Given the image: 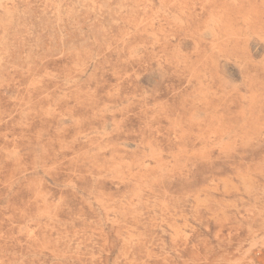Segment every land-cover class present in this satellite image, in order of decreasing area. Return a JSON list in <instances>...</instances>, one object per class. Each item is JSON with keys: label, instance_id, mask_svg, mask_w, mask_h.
<instances>
[{"label": "rangeland", "instance_id": "rangeland-1", "mask_svg": "<svg viewBox=\"0 0 264 264\" xmlns=\"http://www.w3.org/2000/svg\"><path fill=\"white\" fill-rule=\"evenodd\" d=\"M0 264H264V0H0Z\"/></svg>", "mask_w": 264, "mask_h": 264}, {"label": "bare ground", "instance_id": "bare-ground-1", "mask_svg": "<svg viewBox=\"0 0 264 264\" xmlns=\"http://www.w3.org/2000/svg\"><path fill=\"white\" fill-rule=\"evenodd\" d=\"M75 80V79H74Z\"/></svg>", "mask_w": 264, "mask_h": 264}]
</instances>
